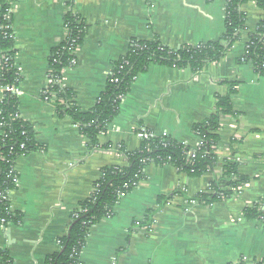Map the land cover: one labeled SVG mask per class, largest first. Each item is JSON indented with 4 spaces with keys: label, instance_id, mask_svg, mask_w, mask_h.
<instances>
[{
    "label": "crops",
    "instance_id": "1",
    "mask_svg": "<svg viewBox=\"0 0 264 264\" xmlns=\"http://www.w3.org/2000/svg\"><path fill=\"white\" fill-rule=\"evenodd\" d=\"M68 2L13 0L10 8L14 61L22 78L16 94L19 114L43 146L15 164L9 213L21 221L0 225V250L12 264H45L58 252L72 212L90 195L100 170L125 163L112 152L89 148L70 119L57 117L52 104L41 98L48 59L66 39ZM225 2L74 0L72 11L84 22L85 36L74 64L62 71V87L74 94L81 111L92 109L113 64L126 56L133 41H156L170 49L216 42L224 32ZM242 11L244 32L223 59L196 76L188 69L149 66L132 82L107 132L97 138L100 147L123 145L133 152L142 129L194 149L199 138L193 126L214 114L216 98L227 93L224 82L235 83L234 114L220 119L215 168L195 178L171 166H148L145 178L113 207V215L90 229L80 264H264V223L243 215L253 207L264 212V76L239 62L247 34L256 30L264 12L252 3ZM229 160L249 180L240 194L185 208V199L207 190ZM177 191L184 199L175 196L158 209L160 198ZM148 211L155 213L144 227ZM239 217L242 221L236 222Z\"/></svg>",
    "mask_w": 264,
    "mask_h": 264
},
{
    "label": "trees",
    "instance_id": "2",
    "mask_svg": "<svg viewBox=\"0 0 264 264\" xmlns=\"http://www.w3.org/2000/svg\"><path fill=\"white\" fill-rule=\"evenodd\" d=\"M13 0H0V221L18 224L20 215L9 213V196L15 190L17 173L15 164L31 153L43 150L36 142L33 127L23 121L19 114L18 96L9 89H18L21 74L15 66L14 34L12 30L11 4ZM74 0L68 2V12L63 18L67 32L64 42L56 47L48 59V69L52 84L43 92L41 98L52 104L59 118H68L75 125L79 134L87 141L89 148L101 149L114 153L126 163V167L109 166L100 170L99 179L93 184L90 195L81 201L71 214V223L66 236L59 241V250L46 258L45 264H80L79 255L85 246L90 229L103 219L113 215V207L121 196L130 193L145 178V169L171 166L178 173L189 177H201L212 172L218 160L213 148L218 145L217 133L222 116L233 115L232 96L236 93V84L224 82L227 86L225 96L216 98L215 112L203 122L193 126V133L199 138L197 148H190L166 136L153 135L139 140L137 149L129 152L123 145H98V136L107 132L113 119L118 115L122 100L129 92L135 78L147 71L151 65H162L173 69L190 70L193 75L208 65L218 63L230 48L240 40L245 28V15L242 7L254 4L264 12V0H226L224 32L216 41L197 46H183L170 49L159 42L133 41L125 57L112 66L105 90L98 97L95 105L88 111H81L75 104L74 94L58 84L62 71L71 67L75 59L73 52L81 47L85 36V24L73 13ZM243 55L239 62L249 63L255 73L264 76V18L254 32L247 34ZM117 82H114V81ZM248 178L240 176L235 162L224 163L220 178L211 182L207 190L185 202L195 201L198 205L211 206L229 199L234 192L248 183ZM184 199L180 191L160 198L158 209L174 197ZM155 211H148L145 222L151 224ZM244 218L264 223V212L259 207L247 208ZM0 264H12L5 251L0 250Z\"/></svg>",
    "mask_w": 264,
    "mask_h": 264
},
{
    "label": "built area",
    "instance_id": "3",
    "mask_svg": "<svg viewBox=\"0 0 264 264\" xmlns=\"http://www.w3.org/2000/svg\"><path fill=\"white\" fill-rule=\"evenodd\" d=\"M246 47V46H245ZM78 49L79 48H77L74 52H73V55H74V57H75V55L77 54V52H78ZM245 49V48H244ZM74 64V60L72 61V63H71V66ZM47 79H48V82H47V87H46V89L45 90H47L48 89V87H50L51 86V84H52V80H51V78H50V72H48V77H47ZM114 82H117L116 80L114 81ZM58 84H61V81L58 83ZM62 86V85H61ZM44 90V91H45ZM9 92H11V93H15V94H17V89H9ZM154 135V134H153ZM151 135H148L146 132H145V130H142V129H140V130H138V132H137V134H136V137H137V139L138 140H140V139H143V138H147V137H150ZM199 143H200V140H199ZM199 143H198V145H199ZM197 145V146H198ZM197 148V147H196ZM217 150V147L216 148H213V153L215 154V151ZM118 167H126V163H124L123 165H119ZM17 181V179L15 180V182ZM135 187H137V185L135 186ZM134 187V188H135ZM240 191H241V188H239L238 190H236L235 192H234V195H238V194H240ZM91 192H92V190H91ZM7 195L9 196V193H7ZM123 196H121L120 197V199L122 198ZM119 199V200H120ZM194 205H198L195 201H188V202H185L184 203V206H185V208H187V207H190V206H194ZM242 221V218L241 217H239V218H237L236 219V222H241ZM5 224V222H4V220H1L0 221V225L1 226H3ZM149 229V228H148Z\"/></svg>",
    "mask_w": 264,
    "mask_h": 264
}]
</instances>
